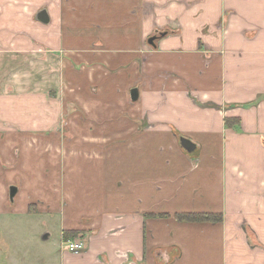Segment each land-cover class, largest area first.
<instances>
[{"label": "crops", "instance_id": "1", "mask_svg": "<svg viewBox=\"0 0 264 264\" xmlns=\"http://www.w3.org/2000/svg\"><path fill=\"white\" fill-rule=\"evenodd\" d=\"M54 1L0 0V62L35 79L18 118L0 105V214L85 244L0 264H264V0ZM60 110L91 118L60 134Z\"/></svg>", "mask_w": 264, "mask_h": 264}, {"label": "rangeland", "instance_id": "2", "mask_svg": "<svg viewBox=\"0 0 264 264\" xmlns=\"http://www.w3.org/2000/svg\"><path fill=\"white\" fill-rule=\"evenodd\" d=\"M49 4L55 3L56 6L60 5L56 3L54 0H49ZM49 4L45 5V7H49ZM44 53V52H43ZM48 55H52L51 53L47 52ZM15 60V59H14ZM14 62V63H13ZM29 67L26 66L24 69V65L22 63L16 64V61H12L11 64L8 62H0V105L3 100L7 102L8 110H6V114L11 116L12 118H18L19 114V103L21 104V99L24 98L25 95V88L27 90H31L30 92L35 91L34 85V68L33 65L27 64ZM40 65V64H38ZM30 71L31 75L29 77H12V74L17 75L19 71ZM7 69V70H6ZM11 72L10 74L4 72ZM23 72V71H22ZM31 83V84H30ZM29 85L31 87H29ZM12 94H6V92ZM23 107V106H22ZM13 109H16L13 111ZM35 116V113H33ZM59 118H61L60 126L56 130L61 134L68 130L67 126H65V122L68 118L71 120H75V124L79 126V123L87 124L88 119L91 118L88 114H85L83 111L77 110H67L58 112ZM10 117V118H11ZM5 122V123H4ZM79 122V123H77ZM0 135H3L9 131L10 129L18 130V127L8 119V116L1 117L0 115ZM67 127V128H66ZM53 129V128H52ZM91 131L95 133V129L91 128ZM61 223L58 222V218L53 217H46L45 215L42 216H32L31 218L23 217L21 215L15 214H0V249L2 253H12L14 252L18 246H23L25 244L26 248L31 254L28 255V259L26 262H34V258L38 259L41 255L40 252L44 253V250L50 249V251L54 252L57 246L61 243ZM49 233L50 238L47 241H42L41 237L43 234ZM14 243V245L12 244ZM17 243V244H16Z\"/></svg>", "mask_w": 264, "mask_h": 264}, {"label": "trees", "instance_id": "3", "mask_svg": "<svg viewBox=\"0 0 264 264\" xmlns=\"http://www.w3.org/2000/svg\"><path fill=\"white\" fill-rule=\"evenodd\" d=\"M174 218L179 222L187 223H220L222 221V216L219 214L211 213H178L174 215ZM63 240L70 238H76L79 233L76 231L63 232Z\"/></svg>", "mask_w": 264, "mask_h": 264}, {"label": "water", "instance_id": "4", "mask_svg": "<svg viewBox=\"0 0 264 264\" xmlns=\"http://www.w3.org/2000/svg\"><path fill=\"white\" fill-rule=\"evenodd\" d=\"M36 20L42 24H48L49 23V18L47 15V12L43 9L40 10L37 14H36ZM154 37L150 38L148 40V44L153 46V42H154ZM138 96V92L136 89L131 90L130 92V98L132 101H135L137 99ZM181 146L182 148L187 151V152H192L194 150V144H192L189 140L182 138L181 141ZM16 193V188L14 187H10L9 188V198L13 199L14 195Z\"/></svg>", "mask_w": 264, "mask_h": 264}, {"label": "built area", "instance_id": "5", "mask_svg": "<svg viewBox=\"0 0 264 264\" xmlns=\"http://www.w3.org/2000/svg\"><path fill=\"white\" fill-rule=\"evenodd\" d=\"M85 240L82 236H78L76 238H70L67 240H63L61 243V249L72 254H78L84 248Z\"/></svg>", "mask_w": 264, "mask_h": 264}]
</instances>
